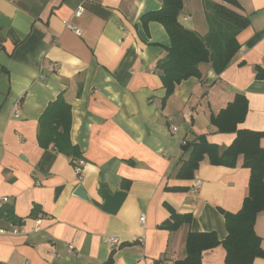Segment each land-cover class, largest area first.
<instances>
[{"label":"crops","instance_id":"obj_1","mask_svg":"<svg viewBox=\"0 0 264 264\" xmlns=\"http://www.w3.org/2000/svg\"><path fill=\"white\" fill-rule=\"evenodd\" d=\"M237 2L182 0L178 22L205 40L225 26L211 15L212 4L249 23L236 33L239 47L223 71L201 63L200 77L182 80L163 100L155 64L170 39L161 23L141 21L162 0H0V208L11 205L20 219L0 215V264H101L112 250L113 264L161 258L172 264L185 257L188 232L226 237L221 211L239 210L248 192L250 170L241 165L242 155L234 167L205 157L191 179L176 173L187 157L185 141L206 134L220 147L232 143L235 133L218 132L210 115L236 94L247 101L237 128L264 131V78H255L254 70L264 67V0ZM80 3L84 10L75 16ZM91 4L107 14L94 13ZM60 94L70 104L69 137L83 160L80 179L69 157L36 140L38 119ZM259 144L264 147V137ZM193 178L201 180L196 193L189 190ZM77 185L87 199L74 194ZM166 204L190 213L191 222L175 231L158 228L170 216ZM34 205L39 208L30 216ZM253 228L264 251V211ZM106 237L122 244L111 247ZM224 258L217 245L202 251L200 264H226ZM252 264H264V257Z\"/></svg>","mask_w":264,"mask_h":264},{"label":"trees","instance_id":"obj_2","mask_svg":"<svg viewBox=\"0 0 264 264\" xmlns=\"http://www.w3.org/2000/svg\"><path fill=\"white\" fill-rule=\"evenodd\" d=\"M239 7L237 0H223ZM98 15H106L107 11L100 6H88ZM182 10V0H162L158 10L146 12L141 16V21L146 25L149 21L161 23L170 39V44L165 48V55L155 64L165 94L163 100L169 97L175 86L189 77H200L199 65L210 63L215 73H220L229 64L238 49L235 35L239 29L248 25L249 20L222 4L210 6L211 15L223 21V31H211L209 39L201 38L194 31L184 28L178 22ZM221 27V26H220ZM213 36V37H212ZM210 38L211 41L210 42ZM255 78H264V67L254 66ZM247 112V101L243 95L236 94L233 101L228 103L218 113L210 115V123L218 132H233L235 138L225 147L210 142L206 134H199L195 139L185 141L182 149L187 153L177 170L179 179H191L199 163L207 157L212 164L234 167L237 157L242 155L243 167L250 170L248 192L243 198L241 207L236 212L221 211L227 235L218 239L213 231L188 232L185 237V257L172 264H200L201 253L217 245L225 249L226 264H252L256 257H264L260 247V238L254 231V222L257 214L264 211V147L259 140L264 137V131L239 129L237 124L242 122ZM71 127L70 104L62 95L48 103L38 119L36 133L37 144L41 148L54 147L58 153L70 158L71 164L81 159V152L70 141ZM169 190L183 189L181 187H167ZM170 216L157 227L169 231L177 230L183 224H189L192 219L190 213L180 214L171 209ZM38 205H34L30 216L36 214ZM0 215L14 223L20 222L13 214L12 206L4 204L0 208ZM122 244V243H120ZM119 244V245H120ZM113 250L106 261L101 264H113ZM163 259L154 260L152 264H162Z\"/></svg>","mask_w":264,"mask_h":264},{"label":"built area","instance_id":"obj_3","mask_svg":"<svg viewBox=\"0 0 264 264\" xmlns=\"http://www.w3.org/2000/svg\"><path fill=\"white\" fill-rule=\"evenodd\" d=\"M83 10H84V7H83L82 3H80V5L76 8V10L74 12V15L80 16L82 14ZM64 23H65V26L68 29H70L74 34L81 35L80 28H78L77 26H75L71 23H68L66 21ZM54 66H56V64H54ZM13 113L15 116H17L19 113V108L15 107L13 110ZM171 129L174 131V130H176V127H172ZM82 166H83V160L82 159L75 160V165L73 166V168H74L75 174L77 176V179L81 178ZM200 183H201V180L199 178H193L192 183L189 186L190 192L196 193L198 191ZM3 200L7 201V198H3ZM140 220L143 221L142 216L140 217ZM0 232H4V229L1 227H0ZM105 242L111 247L117 246L121 243V241L117 237H106ZM69 248L73 249L72 245H70ZM164 264H169V263L165 262Z\"/></svg>","mask_w":264,"mask_h":264},{"label":"water","instance_id":"obj_4","mask_svg":"<svg viewBox=\"0 0 264 264\" xmlns=\"http://www.w3.org/2000/svg\"><path fill=\"white\" fill-rule=\"evenodd\" d=\"M74 194L77 195L78 197L82 198V199H87V195H86V193L83 190L81 185L76 186V188L74 190Z\"/></svg>","mask_w":264,"mask_h":264},{"label":"rangeland","instance_id":"obj_5","mask_svg":"<svg viewBox=\"0 0 264 264\" xmlns=\"http://www.w3.org/2000/svg\"><path fill=\"white\" fill-rule=\"evenodd\" d=\"M224 28H225V26H221V27H219L217 29L220 30V31H223Z\"/></svg>","mask_w":264,"mask_h":264}]
</instances>
